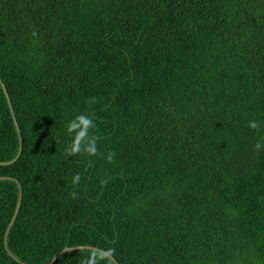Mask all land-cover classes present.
<instances>
[{
	"label": "trees",
	"instance_id": "16d2710c",
	"mask_svg": "<svg viewBox=\"0 0 264 264\" xmlns=\"http://www.w3.org/2000/svg\"><path fill=\"white\" fill-rule=\"evenodd\" d=\"M0 162V264H264V0H0Z\"/></svg>",
	"mask_w": 264,
	"mask_h": 264
},
{
	"label": "clouds",
	"instance_id": "9594fccd",
	"mask_svg": "<svg viewBox=\"0 0 264 264\" xmlns=\"http://www.w3.org/2000/svg\"><path fill=\"white\" fill-rule=\"evenodd\" d=\"M94 127V121L88 115L80 114L74 119L69 120L66 125V132L69 135H72L73 139L71 140L70 145L66 147V153L71 155L83 151L89 155H95L97 152V138L89 134V129ZM250 127L255 128L256 123L254 121L250 122ZM74 129H78L79 131L74 132ZM255 147L259 149L262 145L257 143ZM79 179V174H76L73 177V183H77ZM102 258L103 257H98V255L93 252L87 259L82 260L81 264H97L98 259Z\"/></svg>",
	"mask_w": 264,
	"mask_h": 264
},
{
	"label": "water",
	"instance_id": "95a60500",
	"mask_svg": "<svg viewBox=\"0 0 264 264\" xmlns=\"http://www.w3.org/2000/svg\"><path fill=\"white\" fill-rule=\"evenodd\" d=\"M2 87H3V90H4L5 96H6L7 100H8V102H9V96L7 94L6 88H5V86H4L3 83H2ZM15 125H16L17 132L19 134V137H20L19 127H18V125H17L16 122H15ZM20 149H21V137H20V147H19V151H18L17 155L20 153ZM9 162H11V161H9ZM0 163L6 164L8 162H0ZM2 178H7V177L6 176L0 177V179H2ZM12 179H14V178H12ZM18 186H19V195H18L17 204H16V207H15V210H14V214H13V216L11 218V221L9 222V225H8V227L6 229V232H5V235H4V242H5L6 234H7L8 230H9V227L11 226V224H12V222L14 220V217L17 214V211H18L19 206H20V202H21V188H20V184L19 183H18ZM74 249H92V250L101 251V252L105 253L106 255H108L114 261L115 264H118V262L113 258V256L110 253L105 252V251L101 250L100 248H97V247L91 246V245L66 246L63 249H61L59 252H57L48 262H46L44 264H50V263H52L62 252L68 251V250H74ZM13 257H14V259L18 260V258H16L15 256H13Z\"/></svg>",
	"mask_w": 264,
	"mask_h": 264
}]
</instances>
